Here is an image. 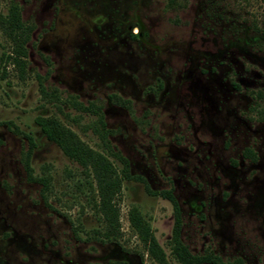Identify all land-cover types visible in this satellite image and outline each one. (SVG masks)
I'll return each instance as SVG.
<instances>
[{
  "label": "rangeland",
  "instance_id": "1",
  "mask_svg": "<svg viewBox=\"0 0 264 264\" xmlns=\"http://www.w3.org/2000/svg\"><path fill=\"white\" fill-rule=\"evenodd\" d=\"M12 9L31 29L21 66L0 28V264H157L132 207L176 264L164 190L191 254L264 264V0H0ZM49 117L126 160L116 240L93 233L91 178Z\"/></svg>",
  "mask_w": 264,
  "mask_h": 264
},
{
  "label": "trees",
  "instance_id": "2",
  "mask_svg": "<svg viewBox=\"0 0 264 264\" xmlns=\"http://www.w3.org/2000/svg\"><path fill=\"white\" fill-rule=\"evenodd\" d=\"M0 28L11 42L13 63L24 65L27 57L25 45L29 40L31 28L21 21L16 9L10 10L5 15L0 14ZM98 119L101 130L105 131L102 113H98ZM37 124L46 139L54 143L65 156L76 162L87 177L90 176L91 179L88 183L94 190L91 202L101 224V228L93 230V233L107 241L116 240L120 235L119 209L116 198L120 193L122 181L129 177L126 160L120 154L111 152L112 156L124 164V168L118 172L106 154L92 149L57 118H41L37 120ZM29 141L32 144L31 138ZM25 169L27 177L41 185L40 193L46 200L50 179L34 177L27 161L25 162ZM160 194L171 201L174 208L170 253L175 263L200 264L209 262L211 264H225L219 256L214 254L197 256L188 251L179 238L180 218L177 202L170 191L164 190ZM128 220L130 227L144 245L148 256L157 264H169L165 251L155 239L149 224L136 207L129 209Z\"/></svg>",
  "mask_w": 264,
  "mask_h": 264
}]
</instances>
